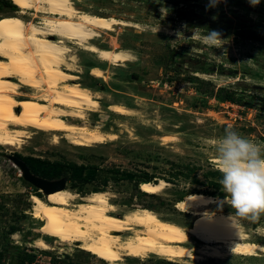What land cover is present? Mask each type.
Instances as JSON below:
<instances>
[{
  "label": "rangeland",
  "instance_id": "374dc122",
  "mask_svg": "<svg viewBox=\"0 0 264 264\" xmlns=\"http://www.w3.org/2000/svg\"><path fill=\"white\" fill-rule=\"evenodd\" d=\"M72 1L80 11L130 23L100 30L93 41L101 48L127 51L130 60L117 65L103 62L66 41L70 49L67 56L73 57L69 61L76 76L73 82L99 96L98 111H85L83 120L67 118L68 122L117 137L93 147H77L63 137L55 144L51 133L29 129L19 147L0 145V264H108L74 245L59 244L54 238H44L48 249L35 245L41 223L32 214L30 197L45 195L22 177L10 159L12 155L24 162L25 157H36L96 166V174L88 183L72 186L68 175L63 176L67 178L65 188L81 196L100 188L107 178L104 191L113 194L110 202L120 214L148 207L163 218L190 226L194 216L179 211L177 201L189 193H219L209 184L213 178L206 176L207 171L217 169L209 141L231 126L242 136L264 143V0L256 6L249 0H219L214 6H209L210 0ZM19 9L14 0H0V19ZM43 16L48 17L28 11L23 18L42 22ZM194 28H200L202 33L220 32L224 44L220 48L204 46L193 35ZM169 49L178 53L173 61L168 60ZM186 57L193 58L192 64L181 63ZM93 66L104 69L105 76H92ZM198 66L210 67L212 72L202 73ZM227 91H233L238 102L221 101ZM19 93L34 94L26 87ZM112 104L131 110L121 115L110 110ZM172 162L189 165L191 170L186 177L174 178L166 189L152 195L140 190L141 183L136 187L134 181H115L107 169L131 170L134 179L147 175L153 181L167 180L173 178ZM221 199L210 208L234 214L227 197ZM239 220L253 240L264 244V237L257 234L264 227V214L254 222ZM250 262L264 264V254L255 259L231 255L199 263L152 255L144 259L125 257L121 264Z\"/></svg>",
  "mask_w": 264,
  "mask_h": 264
},
{
  "label": "bare ground",
  "instance_id": "6f19581e",
  "mask_svg": "<svg viewBox=\"0 0 264 264\" xmlns=\"http://www.w3.org/2000/svg\"><path fill=\"white\" fill-rule=\"evenodd\" d=\"M14 1L20 9L0 19V145L19 147L29 129L51 133L55 144L63 137L77 147L114 140L117 136L113 133L68 122L67 118L83 120L85 111L96 110L99 96L73 82L76 76L69 62L73 57L67 56L70 49L66 41L117 65L129 61V53L118 47L101 48L93 41L100 30L130 23L80 11L72 0ZM28 11L48 17L43 16L42 22L26 20L23 15ZM103 70L93 66L90 74L103 78ZM24 87L34 94H20ZM109 108L121 115L131 110L120 104ZM168 185L163 179L141 182L140 190L152 195ZM44 195L30 197L32 214L41 223V235L34 242L40 248H49L44 238H54L108 264H121L125 257L144 259L152 255L199 263L231 255L255 259L264 254V244L246 233L235 214L210 208L223 199L203 193H189L176 203L179 211L194 216L190 226L163 218L148 207L126 209L120 214L110 202L113 194L104 190L79 196L65 188ZM257 234L264 237V227Z\"/></svg>",
  "mask_w": 264,
  "mask_h": 264
},
{
  "label": "clouds",
  "instance_id": "9594fccd",
  "mask_svg": "<svg viewBox=\"0 0 264 264\" xmlns=\"http://www.w3.org/2000/svg\"><path fill=\"white\" fill-rule=\"evenodd\" d=\"M218 2L210 0L209 6ZM249 3L256 6L260 0H249ZM193 35L208 48H220L224 44L221 33L216 30L202 33L200 28H194ZM209 143L222 176L220 185L235 216L256 221L264 214V143L242 136L231 126Z\"/></svg>",
  "mask_w": 264,
  "mask_h": 264
},
{
  "label": "trees",
  "instance_id": "16d2710c",
  "mask_svg": "<svg viewBox=\"0 0 264 264\" xmlns=\"http://www.w3.org/2000/svg\"><path fill=\"white\" fill-rule=\"evenodd\" d=\"M17 5V4H16ZM13 5L12 7H14ZM169 56L168 60L173 61L175 54H178L173 49H169ZM181 57V56H180ZM187 59L182 60L181 63L187 62L188 64H192L191 61L193 60L192 57H186ZM186 63V64H187ZM198 71L202 73H211L212 69L210 67H197ZM221 72V71H220ZM196 80H199L197 77H195ZM200 89H198L199 91ZM216 97V95H214ZM221 101H229L232 103L238 102V99H236L233 91H227L225 95L220 97ZM25 163L28 166L31 173L34 175L52 180L56 178H60L63 176L68 175V180L71 182L72 186H75L78 183H88L93 180L96 171L95 169L98 168L96 166H86L83 164H77L73 161H65V160H53L50 161L48 159H40L36 157H25ZM171 168L174 169V173H172L173 178L171 179H165L167 182H174V178H177L178 176H187V171H190L189 165L186 164H178V163H171ZM108 170L112 171L111 178L117 181L118 179H127L130 181H134L136 187H138L139 183L141 182H150L153 181L150 176H143L139 179H134L132 174L133 172L128 169H122L120 170L119 167H109ZM206 176H211L213 179L210 181V185L214 188V190L219 191V193L216 195L215 192H195V193H203L206 195H210L212 197H224L226 196L225 193L222 192L223 188L220 185V179L222 178L221 173L218 171V169H211L207 171ZM195 182H198L197 179H195ZM107 183V178H105L102 182V186L100 188L95 187L93 191H101L104 190ZM40 195V193H38Z\"/></svg>",
  "mask_w": 264,
  "mask_h": 264
},
{
  "label": "water",
  "instance_id": "95a60500",
  "mask_svg": "<svg viewBox=\"0 0 264 264\" xmlns=\"http://www.w3.org/2000/svg\"><path fill=\"white\" fill-rule=\"evenodd\" d=\"M10 159L15 165L19 167L22 172V177L28 182L32 183L36 188H38L39 191L41 190L43 194H49L65 189L67 183L66 177H61L56 180H49L31 173L26 163L18 157L12 155L10 156Z\"/></svg>",
  "mask_w": 264,
  "mask_h": 264
},
{
  "label": "flooded vegetation",
  "instance_id": "af4514ba",
  "mask_svg": "<svg viewBox=\"0 0 264 264\" xmlns=\"http://www.w3.org/2000/svg\"><path fill=\"white\" fill-rule=\"evenodd\" d=\"M60 178H61V177H60ZM56 179H59V178H56ZM56 179H52V180H56ZM36 190H38V188H37Z\"/></svg>",
  "mask_w": 264,
  "mask_h": 264
}]
</instances>
